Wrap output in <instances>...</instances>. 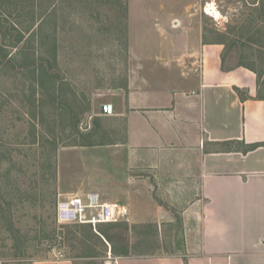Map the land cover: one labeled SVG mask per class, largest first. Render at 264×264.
<instances>
[{"label": "rangeland", "instance_id": "obj_1", "mask_svg": "<svg viewBox=\"0 0 264 264\" xmlns=\"http://www.w3.org/2000/svg\"><path fill=\"white\" fill-rule=\"evenodd\" d=\"M23 1L0 0V47L15 58L0 64V264L56 260L57 250L63 256L99 255L103 249L83 240L72 223L56 221L57 201L83 198L92 191L102 201L117 197L121 190L111 185V145L125 138L119 112L127 97L158 108L170 107L175 95H190L198 83L194 69L204 42L224 41L226 67H254L264 95V3ZM208 4L219 19L207 14ZM40 57L59 77L23 72L21 64ZM184 118L181 114L176 120ZM193 127L186 129L190 138ZM102 225H96L98 231L117 226ZM118 231L115 241L123 250L125 231ZM132 235L136 252L157 244L161 252L177 254L180 218L175 215L160 230L152 224L134 229ZM76 264L101 263L93 259Z\"/></svg>", "mask_w": 264, "mask_h": 264}, {"label": "crops", "instance_id": "obj_2", "mask_svg": "<svg viewBox=\"0 0 264 264\" xmlns=\"http://www.w3.org/2000/svg\"><path fill=\"white\" fill-rule=\"evenodd\" d=\"M221 52L222 44H201L202 68L187 97L175 95L170 107L152 108L129 95L119 112L126 134L111 145V185L121 191L106 202L125 213L102 226L124 223L125 248L118 250L115 239H106L97 226L93 230L76 222L74 231L92 240L94 249L100 246L102 254L33 264L93 259L101 264H264V145L245 151L249 144L264 142V99L256 98L254 72L242 66L221 69ZM234 87L247 96L242 99ZM180 108L185 118L177 121ZM190 126L194 138L188 135ZM175 215L182 229L179 253L161 252L157 244L153 250L134 251V229L152 224L160 230Z\"/></svg>", "mask_w": 264, "mask_h": 264}, {"label": "built area", "instance_id": "obj_3", "mask_svg": "<svg viewBox=\"0 0 264 264\" xmlns=\"http://www.w3.org/2000/svg\"><path fill=\"white\" fill-rule=\"evenodd\" d=\"M198 67L194 69L199 72L202 68V61H196ZM125 213V210L118 204L102 201L99 193L89 192L85 197L73 196L68 199L58 200L56 204V221L60 224L86 223L95 230L99 223L118 221ZM110 257V254H108ZM56 259H62L63 253L60 250L55 252Z\"/></svg>", "mask_w": 264, "mask_h": 264}, {"label": "trees", "instance_id": "obj_4", "mask_svg": "<svg viewBox=\"0 0 264 264\" xmlns=\"http://www.w3.org/2000/svg\"><path fill=\"white\" fill-rule=\"evenodd\" d=\"M16 2H24L23 0H15ZM264 0H259V3H264L263 2ZM17 35L18 37H16V41H20L21 38H22V35L20 33V31H17ZM206 43V42H204ZM212 43H218V44H224V41H216V42H212ZM0 64L1 66H5L7 65L10 61H12L14 58V56L10 55L7 53V52H4V47H0ZM54 57V56H53ZM43 60L44 58H38V59H33L32 62L30 63H23L21 64L20 66L22 67V70L23 72H28V73H32V74H37L38 77L41 78L42 74L43 75H46L49 79H55L57 77H59L58 73H55L53 71V69L50 67V65L46 66L45 63H43ZM53 60L55 61V57L53 58ZM220 61H221V69L223 71H228V70H231L233 68H236V67H239V66H242V67H245L249 70H251L252 72H254V74L256 75V84H257V95H256V98L258 99H264V95L262 94V83L260 81V73L254 69V67H251L247 64H244V63H239L235 66H229V67H226L225 66V55H224V52L222 51L221 54H220ZM53 79V80H54ZM235 91L237 92V94L242 98L244 99L246 96H247V92L246 90L244 89H239L237 87H234ZM264 145V142H256V143H252V144H249L246 146L245 148V151H249V150H253L255 148H257L258 146H263ZM125 224L123 223H120L119 225L116 226V228L112 229L110 231V233H106L105 231L104 232H101L100 233L108 240H113V239H116L118 238L119 236V229L120 230H125ZM121 232V231H120ZM120 237H123V235L121 234ZM123 240V239H122ZM112 251H114V247L112 245Z\"/></svg>", "mask_w": 264, "mask_h": 264}, {"label": "bare ground", "instance_id": "obj_5", "mask_svg": "<svg viewBox=\"0 0 264 264\" xmlns=\"http://www.w3.org/2000/svg\"><path fill=\"white\" fill-rule=\"evenodd\" d=\"M205 9L207 11V14L214 15L216 18L219 16L218 11L215 9V7L212 6V4H208Z\"/></svg>", "mask_w": 264, "mask_h": 264}]
</instances>
